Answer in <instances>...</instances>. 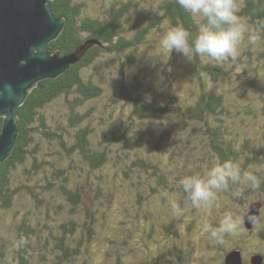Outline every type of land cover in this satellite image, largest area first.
I'll list each match as a JSON object with an SVG mask.
<instances>
[{"label":"trees","instance_id":"trees-1","mask_svg":"<svg viewBox=\"0 0 264 264\" xmlns=\"http://www.w3.org/2000/svg\"><path fill=\"white\" fill-rule=\"evenodd\" d=\"M50 6L65 24L49 52L68 54L87 40L99 44L57 78L38 82L18 108L17 143L0 167V208L25 199L29 211L0 244V264L8 256L15 264H188L180 232L190 236L193 227L180 229L177 211L166 213L162 190L184 209L205 196L216 203L210 235L220 249L218 264L229 251L243 250L246 237L263 245L250 255L264 256L262 140L248 132V113L238 109L244 108L242 89L233 78V65L249 64L252 46L264 64V0H53ZM150 35L186 50L181 69L193 89L184 100L173 91L166 100L152 86L145 57L135 59ZM239 35L244 61L233 53ZM129 64L127 85L122 77ZM95 66L118 78L110 92L100 85L102 75L94 76ZM176 119L185 125L173 132ZM171 137L183 168L170 181L162 163L172 153ZM217 189L243 214L251 202L263 203L251 231L242 218L232 227L229 203L215 200ZM156 221L158 238L174 242L172 250L162 241L151 245Z\"/></svg>","mask_w":264,"mask_h":264},{"label":"rangeland","instance_id":"rangeland-1","mask_svg":"<svg viewBox=\"0 0 264 264\" xmlns=\"http://www.w3.org/2000/svg\"><path fill=\"white\" fill-rule=\"evenodd\" d=\"M146 2H149L150 0H145ZM148 8V7H147ZM146 8V9H147ZM146 17V16H144ZM155 34V32H153ZM235 33L231 32L229 34V38L234 37ZM162 38L155 37L154 35H150V37H147L144 44L140 45L138 48V51L136 52L135 59H139L141 57H145L147 60V68L152 74V86H159L163 92L164 96L166 95V100L169 96H167L168 93H171L172 91L176 96H179L181 100H184V98L188 97L192 92L193 87L187 83H185L184 79V73L182 74L181 66L184 64V57L186 56V50L182 49L180 45H174L173 40L169 39L168 37ZM235 44L234 49H237L233 53L236 54V57H241L243 61L246 59L249 60V64H239L237 62L235 65H233V78H235V82L240 85V88L242 91L240 94L244 98V101L242 103V106L244 108H238L239 112L244 113L247 112L246 118H247V124H248V132L251 133L256 140L259 138L262 140V146H263V152H264V64L263 63H257L255 60V53L253 51L254 46L250 47L251 50H248L251 52V59L247 58L248 56L245 55V58L242 57L243 53L245 52L243 43L240 42V35L236 36V40L233 41ZM233 48V47H232ZM233 54V56H234ZM124 60V59H123ZM140 63V62H137ZM132 67L130 64L129 66H124V72L122 79L124 82L128 85V80L130 78V68ZM241 67V68H238ZM135 69V67H134ZM232 69V67H231ZM121 70V68H120ZM94 76L98 77L99 75H102V84L107 92L111 91V86L114 84L115 80L118 78H113L111 76L112 74L108 73V70H105L102 74V72L99 70L98 67H93ZM121 73V72H120ZM135 72L132 71V74ZM145 74H142L141 76H144ZM126 76V77H125ZM242 78H238V77ZM133 76L130 78L132 80ZM121 80V76H120ZM254 81L253 85L251 86V83ZM244 83H247L244 85ZM261 93V94H259ZM107 94V93H106ZM180 94H183L180 95ZM105 101L103 99L102 106H104ZM107 104L112 107L115 105L114 103H109L107 101ZM116 107H113V109ZM109 109V108H107ZM125 115L124 119H127V116H130L129 110H124ZM184 119H176L174 120V128L171 130L173 132H178V127H183L185 125ZM172 123V122H171ZM177 134V133H176ZM155 141H152L148 143L149 147L153 148L155 142L158 140L157 138L154 139ZM170 143L169 147L172 150V153L170 157H168V160L165 163H162L164 172L168 173V180H172V174H175L176 176H182L181 170L179 168H183V164L181 161H177L178 159H181L179 154V149L176 144H174V139L171 137L168 141ZM158 144H160V151L164 150V156L168 155L169 147L167 148V145L162 142V139L158 141ZM173 144V145H172ZM159 151V152H160ZM166 152V153H165ZM167 158V157H166ZM165 158V159H166ZM161 165V167H162ZM175 179V178H174ZM188 183H192V179L188 180ZM178 185V184H177ZM176 185V186H177ZM170 186L172 184L170 183ZM160 195L164 197L165 201V210L168 215L172 213L173 211H177V218L179 221H181V228L192 226L193 232L190 236H188L187 231L183 230L180 232L183 240V248L185 249L186 259L188 261V264H204L202 261L203 252L201 250V247L205 248V243L209 244L205 249L207 250V256H208V262L207 264H218L220 262V249L217 247V243L213 240V237L210 235V227L211 222L213 219L214 212L217 211V207H214L213 200L209 198L207 199V196H205L203 199L198 201L195 204H190L187 208H181L178 206L177 201L173 199V194L171 191L164 192L163 190L159 192ZM215 193L218 195L215 200L219 201H225L228 204V215L230 217V221L232 224V227L237 230V226L239 225V219L242 218V208L235 202H230L226 199L225 195H221L222 191L217 189ZM161 199V198H159ZM23 203L22 205H15V208L11 210H4L0 208V244H3V242L8 239L9 235L10 238L14 235V228L20 223L23 216H26L29 211L28 204L26 203L25 199H22ZM17 203V202H16ZM28 207V208H27ZM40 217V216H38ZM43 219L42 217H40ZM37 222V221H34ZM42 223V221H40ZM159 222H155V232L153 233V243L151 245H155L156 241H162V246L168 247L170 250L173 248L174 242H172L170 239H160L158 238V235L156 232H158V225ZM39 230V229H38ZM3 236V237H1ZM44 236V233H43ZM16 237V235H15ZM4 239V240H3ZM156 240V241H155ZM161 243V242H160ZM182 243V242H180ZM179 243V246H180ZM204 245V246H203ZM234 246V243H227L225 247L229 249L230 247ZM262 244L257 241L256 239H252L250 237H246L243 240V250L242 254L244 256V259L249 258V255L253 252L261 251ZM137 248H140L138 245H136ZM181 248V247H180ZM263 250V249H262ZM140 250H134L135 254H137ZM9 257V258H8ZM8 262L6 264H15L14 260L11 256H8ZM156 258L160 257V253L155 254ZM185 264V263H184ZM187 264V263H186Z\"/></svg>","mask_w":264,"mask_h":264},{"label":"water","instance_id":"water-1","mask_svg":"<svg viewBox=\"0 0 264 264\" xmlns=\"http://www.w3.org/2000/svg\"><path fill=\"white\" fill-rule=\"evenodd\" d=\"M53 0H0V167L12 154L19 136L18 108L38 82L55 79L78 63L89 48L99 43L87 40L68 54L51 53L47 46L61 33L65 20L56 18ZM263 203L253 201L242 216L251 231L261 216ZM223 264H264V256L252 254L245 262L235 248Z\"/></svg>","mask_w":264,"mask_h":264},{"label":"flooded vegetation","instance_id":"flooded-vegetation-1","mask_svg":"<svg viewBox=\"0 0 264 264\" xmlns=\"http://www.w3.org/2000/svg\"><path fill=\"white\" fill-rule=\"evenodd\" d=\"M2 119V118H1Z\"/></svg>","mask_w":264,"mask_h":264}]
</instances>
